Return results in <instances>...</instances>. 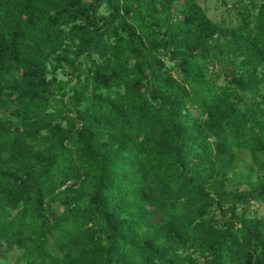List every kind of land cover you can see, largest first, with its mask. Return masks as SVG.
Listing matches in <instances>:
<instances>
[{"label": "trees", "instance_id": "1", "mask_svg": "<svg viewBox=\"0 0 264 264\" xmlns=\"http://www.w3.org/2000/svg\"><path fill=\"white\" fill-rule=\"evenodd\" d=\"M239 1L0 0V264H264V0Z\"/></svg>", "mask_w": 264, "mask_h": 264}, {"label": "rangeland", "instance_id": "2", "mask_svg": "<svg viewBox=\"0 0 264 264\" xmlns=\"http://www.w3.org/2000/svg\"><path fill=\"white\" fill-rule=\"evenodd\" d=\"M199 5L204 9L206 14L210 16L215 21H220L223 18L230 20H234V14L233 10H235L234 5L235 4H242L245 6H249L247 2L245 1H239V0H198ZM179 8L183 7V4H179ZM108 13L106 4L101 5L99 14H106ZM169 65H172L173 63L167 60ZM174 74L178 75V71L174 69ZM58 79L70 81V83L73 85L77 82L76 73L73 71L72 68H65L64 70H58L57 72ZM69 94H72V91L68 92ZM68 100V97H67ZM246 207H241L239 210L242 212ZM252 208H258L260 209V212L264 214V205H259L257 203L252 204ZM62 207H59V212H61ZM19 251H13L11 252L9 256V262L8 264H16V260L19 256Z\"/></svg>", "mask_w": 264, "mask_h": 264}]
</instances>
